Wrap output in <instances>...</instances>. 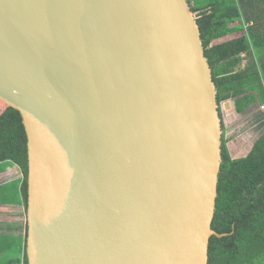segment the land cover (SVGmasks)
<instances>
[{"label": "water", "instance_id": "water-1", "mask_svg": "<svg viewBox=\"0 0 264 264\" xmlns=\"http://www.w3.org/2000/svg\"><path fill=\"white\" fill-rule=\"evenodd\" d=\"M0 102L27 264H207L229 102L186 0H0Z\"/></svg>", "mask_w": 264, "mask_h": 264}, {"label": "trees", "instance_id": "trees-1", "mask_svg": "<svg viewBox=\"0 0 264 264\" xmlns=\"http://www.w3.org/2000/svg\"><path fill=\"white\" fill-rule=\"evenodd\" d=\"M186 1L196 15L217 104L233 100L239 114L253 105L264 108V0ZM250 115L257 121L256 128L264 125L261 110ZM222 129L211 223V230L222 237L209 238L207 264H264V128L235 157L226 146L223 125ZM10 166L22 178L18 191L0 187V205L22 204L26 210V134L20 113L0 102V173ZM25 242L26 234L23 241L7 240L0 246V254L16 256L0 259V264H27Z\"/></svg>", "mask_w": 264, "mask_h": 264}, {"label": "crops", "instance_id": "crops-1", "mask_svg": "<svg viewBox=\"0 0 264 264\" xmlns=\"http://www.w3.org/2000/svg\"><path fill=\"white\" fill-rule=\"evenodd\" d=\"M228 102V106H224L225 108L221 107L220 109L221 119L223 121V126L225 129L231 126L229 125V121H232L231 123H233L234 120H236L237 115L233 101H227L224 102V104ZM254 111H258V108L256 107ZM247 112H249L248 110H246V114L250 115V113ZM229 118L231 120H228ZM21 178L22 176L18 169L15 166H10L3 173H0V187H7L6 192H10L13 190L18 191ZM11 184L15 185L13 189ZM25 234L26 210L24 206L22 204L0 205V246L4 247V243L7 240H15L17 242H19V240L23 241ZM12 254L14 253H1L0 259H4L3 261H5L12 258L11 256L16 257Z\"/></svg>", "mask_w": 264, "mask_h": 264}, {"label": "rangeland", "instance_id": "rangeland-1", "mask_svg": "<svg viewBox=\"0 0 264 264\" xmlns=\"http://www.w3.org/2000/svg\"><path fill=\"white\" fill-rule=\"evenodd\" d=\"M196 18V15H195ZM232 102L233 100H229ZM231 106V104H230ZM254 106V107H253ZM251 108L247 109L248 111H253L250 114H254L257 111H254L255 108H259L263 110L261 112L264 113V108L261 109L260 106L253 105ZM259 111V110H258ZM264 123V119H263ZM227 129L224 128L225 138L227 140L226 146L232 157H235L239 154L243 153V148L247 145H250L253 140L256 139L258 132L262 131L264 125L259 129L257 127V121L254 119V116L247 115L245 113H237L236 120L233 123H230Z\"/></svg>", "mask_w": 264, "mask_h": 264}, {"label": "clouds", "instance_id": "clouds-1", "mask_svg": "<svg viewBox=\"0 0 264 264\" xmlns=\"http://www.w3.org/2000/svg\"><path fill=\"white\" fill-rule=\"evenodd\" d=\"M263 109V108H262ZM258 110H260L259 108H258ZM261 111H263V110H261ZM224 128V127H223ZM260 136V133L258 132V135H257V137H256V139L258 138ZM255 139V140H256ZM255 140H253V141H255Z\"/></svg>", "mask_w": 264, "mask_h": 264}, {"label": "built area", "instance_id": "built-area-1", "mask_svg": "<svg viewBox=\"0 0 264 264\" xmlns=\"http://www.w3.org/2000/svg\"><path fill=\"white\" fill-rule=\"evenodd\" d=\"M262 109V108H261Z\"/></svg>", "mask_w": 264, "mask_h": 264}]
</instances>
